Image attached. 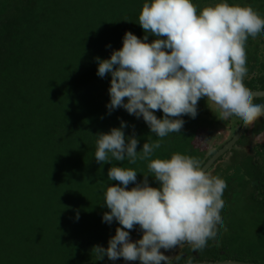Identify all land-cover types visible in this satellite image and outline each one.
I'll return each mask as SVG.
<instances>
[{
    "label": "trees",
    "instance_id": "1",
    "mask_svg": "<svg viewBox=\"0 0 264 264\" xmlns=\"http://www.w3.org/2000/svg\"><path fill=\"white\" fill-rule=\"evenodd\" d=\"M259 31L264 0H0V264L135 262L224 143L198 146L203 130L206 142L221 139L222 122L186 95L205 86L181 69L184 44L194 34L245 47ZM249 144L251 156L230 161L256 189L245 212L263 215L264 146ZM231 184L212 230L235 222ZM221 242H188L172 264H264Z\"/></svg>",
    "mask_w": 264,
    "mask_h": 264
},
{
    "label": "flooded vegetation",
    "instance_id": "2",
    "mask_svg": "<svg viewBox=\"0 0 264 264\" xmlns=\"http://www.w3.org/2000/svg\"><path fill=\"white\" fill-rule=\"evenodd\" d=\"M197 25L202 26V25H204V22H202L200 20V22ZM247 35L248 34H246V36H238V37H235V39L236 40L238 39V41L239 40L243 41L247 38ZM189 37H190L189 38L190 40L186 41V43L183 46V49H185V51H186V58L182 59V61L184 62L185 65L184 66L181 65V69L182 70H188L191 73V75H192L191 79L193 80V82L197 83V81H199V82L203 83V85L205 86V89H203V92L205 93L204 98H210V99L216 98L218 100V103H219L218 105L220 106L219 107L220 110L223 108V109H227V111L229 112L230 116L228 117V120H231L229 123V124H231V126L229 128L230 130H225V128H223L221 131V129H220L221 126H219L220 131L217 132L219 134L220 138L222 139V141L224 142L223 146L221 147V148H223L227 143H229L231 141V139L241 129L243 120H242V114L240 112V103L243 100V98L245 97V95H247L253 91H264V87H263L264 86L263 85V83H264V79H263L264 78V70H259L258 73L259 74L262 73V75H259L260 77H259L257 82H254L255 84H254L252 89L240 93V90L242 88V84H243V81L245 80V77H243L241 73H236L233 69V66L228 65V62L226 63V61L221 60V59H223V56H222V52H220V51L217 52L218 48H216V47L215 48H210V47L206 48L205 46H202L200 43H198L199 39L197 40V38L194 37V34H193V36H189ZM206 37H207L206 35H201L200 39H203V40H199V41H203L205 43L206 40H204V39H206ZM248 42H249V44L245 43L247 45L245 47H242V46L235 44L236 48H237V53L235 54V51L233 52V55H231L232 59H229L230 62H232L233 64H236V66H237V64L241 63L244 60H247V61L250 60L251 62H253L254 66L255 65H258V66L264 65V31H259L253 37L248 38ZM250 61H249V63H250ZM246 71H248V70H245L244 72H246ZM258 73H255V74H258ZM255 74H253V75H255ZM253 77L254 76H252V78H250V79L252 80ZM234 82L237 85V91L234 93H231V91H229V90L233 89ZM198 87H200V86H198ZM259 100L263 101L264 98H255V99L251 100L250 103L248 104V109L250 112L249 128L246 131V133L243 135V137L236 143V145L244 138V136L248 132L252 133L255 131V134L253 136H252L253 133L249 134L251 136V139L264 146V140L260 139L261 136H262V138H264V130L261 131L260 129H257V128H260V126H264V116L257 115L256 111H253V107L256 105L257 101H259ZM263 104H264V102H263ZM222 114H223V112L220 113V111L217 113L219 119H221V122H222L221 125L225 122V121H223L224 116H222ZM211 148H212V145L208 146V142H207L206 150L208 149L209 153L212 152ZM221 148H219L216 152H218ZM229 152H227L220 159H218L217 162L202 177V179L198 183L197 187L192 192L191 196L188 197V199L185 201V203L179 209V211L177 212L175 217L171 220V222L169 223L167 228L164 230V232L162 233V235L160 236V238L158 239V241L156 242V244L152 248L151 252L148 254V258L146 259L144 264H148L149 261L151 260V258L159 250H162L164 248H172L176 245V242H177L178 237H179L178 234L180 233L179 230L180 229L183 230V228L187 226V222L183 219L179 223H177L179 217L182 216V213L184 210H185V212H184L183 217L187 216V214L191 215V217L194 214H196V216H201V218L207 220V222H209V219L211 216H214V217H216V219L220 220V217L222 216L221 206H223L225 204V200L227 197V191L230 188V184H231L230 182L232 181L231 177H234V175L230 172L225 173L224 168H222V166H221V163L226 162V160H224V159L227 158V155L229 154ZM215 169H218V172L220 171V169L222 171V172H220L221 174L219 173V175H217L219 177H216V181H217L216 183L213 182L214 180L212 177L213 171ZM194 177H193V179H194ZM193 179H192V181H193ZM242 179L243 178L241 177V178H238L236 181H238L240 183V182H242ZM205 180H207L208 183H206L205 187L203 189H201L202 184L204 183ZM211 184H214V185H211ZM250 189H252L253 192H255V190H256L252 185L250 186ZM232 195L235 196V193H232ZM236 195H239V193H236ZM216 207H219V208L216 209ZM196 212H198V213H196ZM174 220L176 221L177 226L172 225ZM183 223L185 225H183ZM161 224H160V226H161ZM160 226H159V228H160ZM175 227H176V230L174 231ZM158 229L155 230L153 236L156 234ZM180 236H182V235H180ZM152 237L143 245L142 248H139L137 251L138 252L143 251L144 248L149 243V241L152 239ZM186 238L184 240H186L185 242L188 243L189 241H187ZM180 241H182V240H180ZM195 241H197V240H195ZM181 251L182 250L180 249V251L178 252L177 255H179ZM139 255H138L137 259L134 260L135 262H133L132 264H138L139 257H140ZM242 263H246V262H242Z\"/></svg>",
    "mask_w": 264,
    "mask_h": 264
},
{
    "label": "rangeland",
    "instance_id": "3",
    "mask_svg": "<svg viewBox=\"0 0 264 264\" xmlns=\"http://www.w3.org/2000/svg\"><path fill=\"white\" fill-rule=\"evenodd\" d=\"M209 41V40H208ZM205 41V43L203 41H198V43H200L202 46L206 45H211L213 44L215 41L217 42L215 44V47L218 48L220 50V52L225 53L227 56L231 57V53L233 51H235V54L237 53V48L235 45V41H233L232 39H227V38H222L219 39L218 41L216 39H212L210 41ZM212 46V45H211ZM232 58V57H231ZM233 66V69L236 73H241L243 77H245V79H249L252 78V76H254L253 74L258 73L259 70H264V65L258 66V65H253L251 63H249V61H243L239 64H234L231 65ZM245 70H248L246 72H244ZM237 91V85L233 84V89H232V93ZM186 95L188 96V98L191 99H195V101H197L198 103H201L203 105V108L207 111H213V112H219L222 113V116H224V120L225 121L220 129L222 131L223 128H225V130H230V126L231 124L230 121L228 120V117L230 116L229 112L227 111V109H221L220 110V106L218 105V100L216 98H204L205 93L202 91H198L196 92L194 95L190 94V93H186ZM194 101V100H193ZM220 129H218V132L220 131ZM207 130H203L201 131V134L199 136L198 139V146H203L204 148H206L207 146V134H206ZM227 135V134H226ZM246 135L244 140L241 141L240 143H238L234 148L233 151L229 152V154L227 155V158H225L224 160H226V162L221 163L222 168H224V172H230L233 173L234 175L239 174V177H245V174H243V172L245 170L242 169V167H240V169L238 171L236 169L233 168V166H235L236 162L234 160L230 159L232 157H239L242 158L243 156H248L250 154V156L252 155V149L250 147L249 142L251 141V136ZM203 137V138H202ZM250 139V140H249ZM261 140H264V138H262V136L260 137ZM205 140V141H204ZM222 142V139L213 141V142H208V146L212 145L211 151L216 148V146H218L220 143ZM232 156V157H231ZM219 163V164H220ZM234 169V170H233ZM216 176L215 177H219L217 175H219L221 171L218 172V169L215 170ZM237 172V173H236ZM221 174V173H220ZM242 174V175H241ZM241 175V176H240ZM243 177V179H244ZM208 183L207 180L204 181V183L202 184V188L203 189L205 187V184ZM244 183L243 180L241 183H239L238 181L236 183H232V190L235 193H239V195H241V200H237L235 201V203H233V209H234V219L235 222H231L230 226H232V229L230 231L228 230H219V228H216L215 230H212V226L208 227L209 223L207 222V220L202 219L201 216H196V214H194L192 217L191 215L184 216V212L182 213V216L179 217L178 222L179 223L182 219L185 220L187 222V226L182 229H180V233L178 234V240L176 242V245L172 248H164L162 250H159L149 261L148 264H172L174 259L177 257L176 255L178 254V252L180 251V249H182V247L186 246L185 242L186 240H184L186 237L187 241L189 242H195V240L197 239H201L204 236L209 235L210 233H214V236L218 239L221 240V245L224 247V249L226 250V252H224V254L230 255V256H238L241 252H244L247 248H250L249 251L247 252L249 256H252L253 260H256L258 262H264V214L259 215L257 213V210L254 209L252 210L253 212H248L249 214V218L246 220L245 219V215L248 216V213H246V205H247V199L250 197L251 194H253L252 189H250L249 185H245L242 184ZM247 191V192H246ZM240 198V197H239ZM194 199V198H193ZM190 207V206H189ZM251 210V209H250ZM188 211V210H187ZM223 212V211H222ZM198 213V212H196ZM183 217V218H182ZM233 217V216H231ZM244 219L246 221V224H244V221L242 220ZM194 220V221H193ZM175 221V220H174ZM172 223V225H176V221ZM184 221V222H185ZM250 221V224H249ZM183 225H185L183 223ZM251 225V226H249ZM176 230V227L174 228V231ZM182 235V236H180ZM213 236V234H212ZM229 239V240H228ZM244 241H241V240ZM246 239V240H245ZM182 240V241H180ZM246 247V248H244ZM241 249H243L244 251H241ZM141 252L136 251L135 250V259H137L138 255ZM247 258H249L247 256Z\"/></svg>",
    "mask_w": 264,
    "mask_h": 264
},
{
    "label": "water",
    "instance_id": "4",
    "mask_svg": "<svg viewBox=\"0 0 264 264\" xmlns=\"http://www.w3.org/2000/svg\"><path fill=\"white\" fill-rule=\"evenodd\" d=\"M255 98H264V91H253L249 94L245 95L243 100L240 103V112L242 114V126L239 132L231 139L229 143H227L223 148H221L218 152H216L208 161L207 163L201 168V170L196 174L193 181L189 185V187L185 190L179 200L175 203L172 207L168 215L165 217L164 221L162 222L160 228L156 232V234L152 237L149 241L147 246L144 248L143 251L140 253L138 264H144L146 259L148 258V254L151 252L152 248L167 228L171 220L175 217L179 209L185 203L189 196H191L194 189L197 187L198 183L202 179V177L206 174V172L220 159L223 155L233 149L236 143L243 137L246 131L249 128L250 124V112L248 109V104L251 100ZM184 264H252V263H242L237 261H221V262H188Z\"/></svg>",
    "mask_w": 264,
    "mask_h": 264
}]
</instances>
